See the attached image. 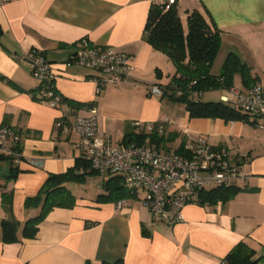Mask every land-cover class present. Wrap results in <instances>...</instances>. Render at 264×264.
I'll use <instances>...</instances> for the list:
<instances>
[{
  "label": "crops",
  "instance_id": "0c3cea01",
  "mask_svg": "<svg viewBox=\"0 0 264 264\" xmlns=\"http://www.w3.org/2000/svg\"><path fill=\"white\" fill-rule=\"evenodd\" d=\"M159 1L8 0L0 6V124L21 135L22 153L18 173L9 180L5 177L9 160H0V184L12 194V217L19 223L18 239L4 242L1 221L9 214L0 196V264L116 260L122 264H220L240 241L264 255V129L249 117L191 118L186 108L178 115L170 113L172 118L165 107L177 103L150 94L151 86H167L175 73L169 58L143 39L148 10ZM176 5L182 19L187 11L197 9L219 30L218 51L225 50L219 60L221 69L226 55L233 52L251 67L254 83L264 85V0H178ZM82 38L130 54L131 80L96 94L94 83L87 79L92 71L67 63ZM31 50L40 51L50 62L54 86L65 98L96 105L99 129L112 143L123 144L130 128L142 132L145 122L168 119L165 132H176V138L187 141L200 134L210 145L231 154L247 153L243 164L247 183L238 184L236 194L226 202L187 203L184 220L166 226L154 222L136 198L124 199L120 206L97 200L107 176L93 182L86 175L82 182L65 183L75 197L73 206H55L33 238L22 237L23 223L39 213L42 198L37 204L26 205V200L40 192L49 175L74 168L82 158L75 146L78 136L54 130L60 110L40 101L39 82L24 60ZM221 69L210 72L219 74ZM233 84L244 90L252 85L244 86L239 74L234 75ZM32 159L37 163L31 164Z\"/></svg>",
  "mask_w": 264,
  "mask_h": 264
},
{
  "label": "built area",
  "instance_id": "2783aa9c",
  "mask_svg": "<svg viewBox=\"0 0 264 264\" xmlns=\"http://www.w3.org/2000/svg\"><path fill=\"white\" fill-rule=\"evenodd\" d=\"M8 0H0V6ZM178 0H160L165 8ZM31 75L39 82L40 101L59 109L55 131L73 132L78 136L75 146L89 168L102 176L119 174L131 198L151 213L154 222L173 226L184 220L183 207L199 201V193L213 188H236L246 184L248 175L243 169L247 153L231 154L224 147L210 145L203 135L190 136L182 152L166 151L147 143L114 144L100 131L98 110L94 103L76 104L65 98L54 86V73L50 62L38 50L24 56ZM67 63L77 64L92 71L87 79L99 94L107 85L128 82L132 77V56L114 46H98L82 38L69 54ZM152 96H181L178 88L153 85ZM200 93L191 94L198 99ZM219 99L231 103L251 118L253 124L264 129V85L254 83L247 89L232 84L223 89ZM168 119L145 122V131L155 127L162 132ZM136 124H139L136 122ZM21 135L14 129L0 124V154L7 155L18 165L22 161ZM31 164L37 162L32 159ZM122 200L117 201L120 206Z\"/></svg>",
  "mask_w": 264,
  "mask_h": 264
},
{
  "label": "trees",
  "instance_id": "16d2710c",
  "mask_svg": "<svg viewBox=\"0 0 264 264\" xmlns=\"http://www.w3.org/2000/svg\"><path fill=\"white\" fill-rule=\"evenodd\" d=\"M184 19L181 18L177 5L165 9L160 2L153 3L147 14L144 27L143 39L154 49L165 54L175 66L169 87L180 89L181 96L171 98L185 102V108L191 118H222L225 120H246L248 116L241 112L231 103L216 101H203L201 96L206 90L225 89L233 84L234 75L239 74L241 83L249 86L254 83L251 67L243 63L238 55L230 52L226 55L222 69L219 74L210 72L211 65L220 47L221 37L219 30L197 9L186 12ZM1 34V28H0ZM199 94L198 99H192L191 94ZM162 132L155 127L151 131L135 132L133 129L126 131L122 143H147L158 149L182 152L184 140L180 146L171 149L168 142L177 137L176 132ZM8 159L10 163L6 180L15 178L18 170L11 158L0 154V160ZM94 173L82 157L74 168L58 174H51L44 182L38 194L26 200L25 204L31 202L37 204L42 198L40 211L37 215L28 218L22 226L21 235L33 238L38 230V225L45 215L55 206L71 207L74 204V195L65 186L69 181L82 182L86 175ZM97 173V172H95ZM4 185L0 184L1 204L9 214L8 218L1 221L2 240L14 242L18 239V221L12 217V194L2 190ZM103 192L98 194L97 200L117 202L131 198L126 191L122 176L111 174L102 181ZM237 192L236 188H213L203 190L199 193L201 202L211 204L226 202ZM85 264H122L121 260L114 262L93 263L87 261ZM220 264H264V255L243 241L234 245L225 255Z\"/></svg>",
  "mask_w": 264,
  "mask_h": 264
},
{
  "label": "rangeland",
  "instance_id": "374dc122",
  "mask_svg": "<svg viewBox=\"0 0 264 264\" xmlns=\"http://www.w3.org/2000/svg\"><path fill=\"white\" fill-rule=\"evenodd\" d=\"M225 50L222 48L220 49L218 52H217V55L211 65V69L210 71L212 73H218L219 70L221 69V62L219 61L220 60V56H222V53L224 52ZM107 89L111 88V87H118V86H115V85H107L106 86ZM205 93H203L204 95L201 96V99L203 101H216L218 100V98L220 97L221 93L218 91V90H206L204 91ZM162 101L163 102H168L169 104L171 103H177V105H175L174 107H170V106H166L165 109L167 110V112L169 113V115H171L173 113V115L175 114H181L182 110L185 108V102L183 101H179L177 99H174V98H171L169 96H163L162 97ZM182 108V109H181ZM165 110V111H166ZM171 113V114H170ZM173 115L172 118H173ZM144 130V129H143ZM113 141L116 143V139H117V136H113L112 137ZM181 140L182 138L179 137V138H176L174 140H171L168 142V145L169 147L173 150V149H176L180 146V143H181ZM8 164V163H7ZM87 178L89 180L90 178V181L93 180V182H98L102 179V176L99 174V173H90L87 175ZM89 192L91 191V188H89L88 190Z\"/></svg>",
  "mask_w": 264,
  "mask_h": 264
}]
</instances>
